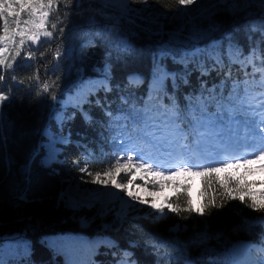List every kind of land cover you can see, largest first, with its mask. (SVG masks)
Masks as SVG:
<instances>
[{"label":"trees","instance_id":"1","mask_svg":"<svg viewBox=\"0 0 264 264\" xmlns=\"http://www.w3.org/2000/svg\"><path fill=\"white\" fill-rule=\"evenodd\" d=\"M114 1L81 0L73 10L61 5L50 16L58 25L53 38L41 34L35 58L28 59L25 37L15 61L20 67L5 73L16 80L0 83L9 96L0 103V262L76 264L70 250L82 241L89 243L84 264L126 258L134 264H258L264 213L247 205L264 203V196L243 166L196 173L195 205L193 179L164 181L174 192L162 212L121 204L104 214L109 195L76 181L93 179L81 168L94 174L117 156L115 137L178 130L191 140L203 127L217 128L235 95L248 85L259 89L264 9L258 0H196L187 7L177 0H133L135 9L127 11ZM2 28L0 21V35ZM14 28L10 24V32ZM234 81L241 82L239 90ZM173 102L181 110L179 125L167 111ZM237 182L240 191L232 188ZM70 195L81 198L80 210L68 204Z\"/></svg>","mask_w":264,"mask_h":264},{"label":"rangeland","instance_id":"2","mask_svg":"<svg viewBox=\"0 0 264 264\" xmlns=\"http://www.w3.org/2000/svg\"><path fill=\"white\" fill-rule=\"evenodd\" d=\"M114 2L125 10L135 9L133 0H115ZM22 17L27 19V13H24ZM30 42L28 41V44ZM0 47H4V45L0 44ZM5 56L10 57V51L6 52ZM135 80L136 77L131 78L132 82H135ZM255 85L259 89H254L256 86L251 87L248 85L246 87L249 89L247 93L244 92L242 95H235L233 97L232 102L226 106L225 115H221L220 121L216 122L217 128L203 127L200 129V135L192 137L191 140L185 141L184 135L178 130L164 136L157 134L152 137H146V135L140 134L138 137L127 135L125 137L118 136L113 138L120 156L126 154L140 156L145 160L154 161L155 164L165 171V175L157 176L151 172H145L133 167L132 173L134 175L125 176L124 170L113 174L118 182H126L127 178H133L134 184L129 185L128 190L138 197V200H143L145 203L141 204L131 201L124 192L113 189L111 186L106 187L94 184L92 181L84 182L81 180L76 181V184L79 187L85 186L93 194L100 191L101 193L108 194L109 205L108 209L104 211V214H106L110 211L116 212L121 204L128 206L135 205L138 208H153V210L164 209L167 207L169 197L174 192L173 184L171 188L163 187L164 181L175 180V182L181 183L187 177L193 179L190 186V196L195 205L198 202L197 190L199 188V181L195 177L200 168L208 165L219 166L221 162H228L227 158H231V162H233L234 156L243 157L251 154L256 144L260 141L259 129L261 128V120L264 119V115H261L257 110L256 102L253 101V97L258 101L260 93V83ZM83 116L87 117V114L83 112ZM255 128L258 129V132L255 131ZM61 141L65 142L66 138H62ZM184 143L188 144V148L181 152L177 145ZM234 150H238L239 154L235 155L233 153ZM245 152L246 154H244ZM171 155L174 158L180 157V161L170 163L172 161L169 159ZM170 164H174V166L168 167ZM183 166H191L193 170L180 172L179 174H169L168 172V170ZM243 168L249 181L259 183L255 189L260 195L264 196V160L255 164L243 165ZM141 177H144V179H141ZM104 179H107V177H104ZM153 185H155V189H153ZM82 192L79 190L77 194L80 196ZM98 196L99 194L94 195L93 198H97ZM67 200L68 204L77 210L83 207L80 197L70 195L67 197ZM88 245V242L74 241V248L70 250V254L76 264H84L83 254ZM261 250H264V242L262 247L256 250L259 253L260 259Z\"/></svg>","mask_w":264,"mask_h":264},{"label":"snow or ice","instance_id":"3","mask_svg":"<svg viewBox=\"0 0 264 264\" xmlns=\"http://www.w3.org/2000/svg\"><path fill=\"white\" fill-rule=\"evenodd\" d=\"M110 2V0H109ZM135 2V0H134ZM139 2L147 5L148 0H139ZM262 9H264V0H258ZM76 4L77 7L80 6L81 0H0V21L3 22V34L0 35V44L4 45V47H0V65H3L4 71L0 72V83L4 82L7 79L12 81L16 80L15 75L10 77H6V72L13 69L14 67H20V65L15 64L16 58L21 55V49L26 45L25 37H27L28 41H31L35 44L39 39L41 34L45 37L46 40H51L54 36V33L57 30V23L50 22V16L53 12H59L61 5L66 10H73V4ZM177 3L181 6H191L196 3V0H177ZM249 4H251V0H249ZM105 6H108L106 3ZM239 7V5L237 6ZM127 11H132L131 9H126ZM22 13H27V19L21 21L20 17ZM67 16V11H65V17ZM13 18L11 21L9 18ZM59 19V18H58ZM62 24L63 21L60 20ZM10 24L15 25V28L12 29L10 32ZM23 24V27L21 25ZM49 25L51 30H49ZM64 28L59 27V34L63 35ZM19 36V41L15 40V37ZM16 44L15 48H10L9 45ZM38 49H31L29 48L28 51V59H34L36 55V51ZM14 52V55L11 57L5 56L6 52ZM261 67L259 71L261 73L260 78V93L259 99L256 101V98L253 97V101L256 102L257 110L264 115V49L261 50ZM43 56V53H41ZM56 55L59 56V49L56 51ZM251 56H255V50L252 51L250 54ZM230 75V73H229ZM37 81H39V76L35 77ZM23 83V81H20ZM240 81H234L233 87L235 90H239L240 88ZM50 88L49 83L45 82L42 86V91L48 92ZM249 91L248 88H245V92ZM9 96L7 93L0 90V103L7 101ZM99 103V102H98ZM251 106V103H250ZM172 116L175 118L174 123L179 125V120L181 116V110L179 105L173 102V105L170 109ZM106 115H111V113H106ZM261 124L264 125V119L261 120ZM260 134V142L254 147V150L251 154L245 155L243 157H234L233 162H221L219 166L208 165L200 168V171L205 173H216L220 172L224 169L232 168L234 166L240 167L243 165H250L255 164L259 161L264 160V128L259 129ZM185 141H187V136L184 137ZM180 148L181 152L188 148V144H180L177 145ZM138 168L145 172H151L157 176L165 175V171L161 169V167L155 164L154 161L145 160L143 157L140 156H133V155H124L117 156L108 162V165L104 167L101 171H97L94 174L88 172L87 168H81L82 172L88 173V175L92 176V183L100 184L103 186H111L113 189L119 190L124 192L131 201L139 202L141 204L145 203L143 200H138V197L134 196L131 191L128 190L129 185L134 184L133 178H127L126 182H118L116 177L113 175L114 173L121 172L124 170L125 176L134 175L132 173V168ZM193 168L191 166H183L178 167L175 169L168 170L169 174H179L180 172H187L192 171ZM107 177V179H104ZM144 179V177H141ZM227 180V178H226ZM221 187L225 189L226 195L232 196L233 199L236 196L233 195L232 191H228L229 184L225 182H221ZM244 187H247L245 185ZM234 191H240L239 183L237 182L235 185H232ZM153 189H155V185H153ZM121 199H123L121 197ZM243 200V197H241ZM187 211L191 213L193 211L191 207V201L188 202ZM132 205H129L131 207ZM248 207L252 208L255 211H259L264 213V203L257 204V202L253 199L250 204L247 205ZM155 207V206H153ZM162 212L163 209H160ZM200 214H203V210L200 211ZM127 257L128 254H125ZM2 264V262H0ZM119 264H134V262L130 258L123 259L119 262ZM258 264H264V250H261V259L259 260Z\"/></svg>","mask_w":264,"mask_h":264},{"label":"water","instance_id":"4","mask_svg":"<svg viewBox=\"0 0 264 264\" xmlns=\"http://www.w3.org/2000/svg\"><path fill=\"white\" fill-rule=\"evenodd\" d=\"M31 49H39L40 45H41V41L38 40L35 44H33L32 42L29 43Z\"/></svg>","mask_w":264,"mask_h":264},{"label":"bare ground","instance_id":"5","mask_svg":"<svg viewBox=\"0 0 264 264\" xmlns=\"http://www.w3.org/2000/svg\"><path fill=\"white\" fill-rule=\"evenodd\" d=\"M235 76H236V75H235ZM233 153H234L235 155H238V154H239V151H238V150H234ZM177 156H178V155H177ZM178 157H179V156H178ZM169 159L172 160V161H170V163H174V162H176V160H177V158H176V157L174 158L173 155H171V156L169 157Z\"/></svg>","mask_w":264,"mask_h":264}]
</instances>
